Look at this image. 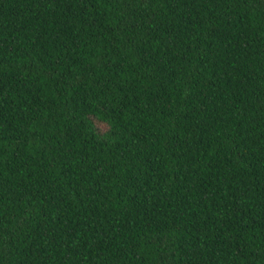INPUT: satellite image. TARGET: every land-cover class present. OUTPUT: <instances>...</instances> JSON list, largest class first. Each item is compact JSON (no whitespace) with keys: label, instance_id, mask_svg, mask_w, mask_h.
Masks as SVG:
<instances>
[{"label":"trees","instance_id":"obj_1","mask_svg":"<svg viewBox=\"0 0 264 264\" xmlns=\"http://www.w3.org/2000/svg\"><path fill=\"white\" fill-rule=\"evenodd\" d=\"M0 264H264V0H0Z\"/></svg>","mask_w":264,"mask_h":264}]
</instances>
